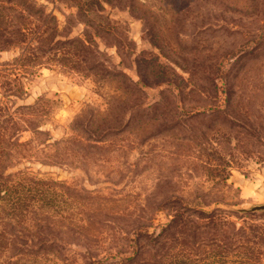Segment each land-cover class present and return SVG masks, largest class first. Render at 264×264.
Instances as JSON below:
<instances>
[{
  "label": "rangeland",
  "instance_id": "obj_1",
  "mask_svg": "<svg viewBox=\"0 0 264 264\" xmlns=\"http://www.w3.org/2000/svg\"><path fill=\"white\" fill-rule=\"evenodd\" d=\"M0 104L20 143L4 166L73 197L71 264L131 255L180 214L264 264V210L247 211L264 203V0H0Z\"/></svg>",
  "mask_w": 264,
  "mask_h": 264
},
{
  "label": "trees",
  "instance_id": "obj_2",
  "mask_svg": "<svg viewBox=\"0 0 264 264\" xmlns=\"http://www.w3.org/2000/svg\"><path fill=\"white\" fill-rule=\"evenodd\" d=\"M17 31L24 34L21 29ZM136 86L131 81L129 90L134 91ZM3 110L5 106L0 104V116ZM7 123L14 125L11 121ZM9 128L0 127V264H71L57 238L64 229L73 231L72 225L78 220L69 207L73 197L56 180L36 177L23 170L8 171L4 160L20 144L14 141L15 135H9ZM180 215L174 216L162 233L153 237L152 244L139 243L134 238L131 255H120L113 262L104 257L91 259L89 264H228L226 256L232 247H237L240 254L245 253L235 264H249L244 248L247 246L229 238L224 241L214 236L204 237L198 233L199 221L193 230L186 232ZM87 223L93 228L90 221ZM31 229H35V235ZM148 245L153 247L151 251Z\"/></svg>",
  "mask_w": 264,
  "mask_h": 264
},
{
  "label": "water",
  "instance_id": "obj_3",
  "mask_svg": "<svg viewBox=\"0 0 264 264\" xmlns=\"http://www.w3.org/2000/svg\"><path fill=\"white\" fill-rule=\"evenodd\" d=\"M239 210L242 211L244 209H239ZM260 210H264V203L254 204L249 209H247V211H260Z\"/></svg>",
  "mask_w": 264,
  "mask_h": 264
}]
</instances>
